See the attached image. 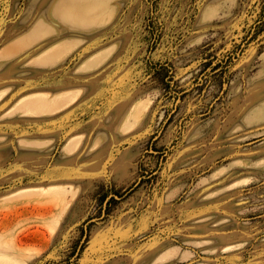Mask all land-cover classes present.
<instances>
[{"label": "rangeland", "instance_id": "1", "mask_svg": "<svg viewBox=\"0 0 264 264\" xmlns=\"http://www.w3.org/2000/svg\"><path fill=\"white\" fill-rule=\"evenodd\" d=\"M92 2L0 0V264H264V0Z\"/></svg>", "mask_w": 264, "mask_h": 264}, {"label": "bare ground", "instance_id": "2", "mask_svg": "<svg viewBox=\"0 0 264 264\" xmlns=\"http://www.w3.org/2000/svg\"><path fill=\"white\" fill-rule=\"evenodd\" d=\"M92 1H94V2H92ZM90 2H92L93 4L94 3H99V0H45V3L47 4V7H51L52 11L55 14H57L58 16H60L61 19L62 18H66L67 19L69 17H71L72 19H78L79 16L77 15V13H78L79 8L82 5H85V7H89V5H92ZM84 11L85 12H89L87 10H84ZM96 12H97V10L94 13H96ZM63 35H64L63 32H58V33L51 34V35L47 36V38L35 42L31 50L32 51H38L43 46H46L44 48H47L49 53L47 54L45 60H53L54 58L57 57V55L59 53H61V47H59V48H57V49H55L53 51L49 50V49L53 48L54 47L53 44L56 41H58L59 37H61ZM61 44H62V42H61ZM61 44H60V46H61ZM75 98H76V95L71 97L68 100H61V99L56 100V101L53 100L50 104H47L44 107L43 111L35 110V112H37V113L38 112L39 113H44V112L47 113L48 112L49 113V112L54 111V110L56 111L62 105L66 106L67 104L71 103ZM141 108L142 107H140V105H138V106L136 105V107H134L133 105H130L129 108H128L129 111H127L128 112L127 116H125L124 114L121 115V117H119L117 122H116L115 128L117 130L123 131L124 133H126L129 130H131L133 128L135 122L139 121L137 116H140ZM23 264H24V261H23Z\"/></svg>", "mask_w": 264, "mask_h": 264}, {"label": "crops", "instance_id": "3", "mask_svg": "<svg viewBox=\"0 0 264 264\" xmlns=\"http://www.w3.org/2000/svg\"><path fill=\"white\" fill-rule=\"evenodd\" d=\"M20 38H23V39H25L26 37L24 36V34L23 35H21L20 36ZM98 50V49H97ZM96 52V50L95 51H93V52H91V53H89V54H87V56L88 55H91V54H93V53H95ZM81 61V60H80ZM79 61V62H80ZM78 62V63H79ZM103 64V63H102ZM101 64V65H102ZM77 65V64H76ZM75 65V66H76ZM101 65H99L98 67H96L95 69H93V70H91V71H88V72H86V71H78V70H75V68H74V72H79V73H92V72H94L95 70H97ZM73 75H77V76H79L80 78H81V80L79 81V82H82L83 81V77L80 75V74H73ZM78 82V83H79ZM75 84H77V83H72V84H69V85H65V87H67V86H73V85H75ZM64 87V88H65ZM62 88L61 90H77V89H79L81 92H82V94H81V96L80 97H78L70 106H68L66 109H64V110H61V111H59V112H56L55 114H61V113H63V112H65V111H67V110H69V109H71L72 107H74L75 105H77L79 102H83L84 100H85V98H87L88 97V95L90 94V91L89 90H87L88 88L86 87V86H83V87H76V88ZM84 88V89H83ZM61 90H57V91H61ZM131 101V102H130ZM129 102L128 101H125V102H122L121 104H117V105H115L112 109H109V110H107L105 113H103V115H102V120L99 122H97V119L95 118V119H91V121L90 122H88V124H92V123H97V124H100V125H105V126H107V127H110L112 130H114V131H116V132H119V130H117L116 128H114V127H111L110 125H108L107 124V122H105V120L107 119V117H108V115L111 113V111L112 110H114L115 108H118V109H120V110H126V108H128L129 106H130V104H132V103H138V102H141V100L140 99H131ZM124 106H126V108L124 107ZM54 114V113H53ZM72 137V136H71ZM70 137V138H71ZM33 141V140H32ZM36 140L34 139V141L33 142H35ZM36 142H40V141H36ZM65 144V143H64ZM63 144V145H64ZM78 144H80L79 142L78 143H76L75 145H78ZM84 145V144H83Z\"/></svg>", "mask_w": 264, "mask_h": 264}]
</instances>
